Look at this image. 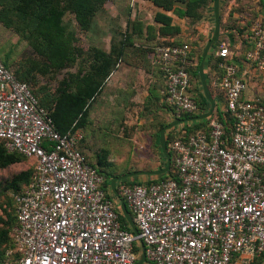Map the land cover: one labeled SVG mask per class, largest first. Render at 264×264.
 <instances>
[{
    "label": "built area",
    "instance_id": "obj_1",
    "mask_svg": "<svg viewBox=\"0 0 264 264\" xmlns=\"http://www.w3.org/2000/svg\"><path fill=\"white\" fill-rule=\"evenodd\" d=\"M252 39L245 60L264 72V22L253 24ZM189 50L159 46L153 53L165 79L162 101L177 119L197 112L187 93ZM215 56L233 124L215 119L207 134L173 141L175 178L119 185L136 237L122 227L118 200L79 151L82 132H57L30 87L0 60V140L8 153L35 164L15 198L12 237L20 256L0 264H135L138 240L143 264H264V105L244 97L247 85L226 43Z\"/></svg>",
    "mask_w": 264,
    "mask_h": 264
},
{
    "label": "trees",
    "instance_id": "obj_2",
    "mask_svg": "<svg viewBox=\"0 0 264 264\" xmlns=\"http://www.w3.org/2000/svg\"><path fill=\"white\" fill-rule=\"evenodd\" d=\"M149 1L154 6L165 12L173 10L179 17H188L194 21H198L209 7L210 12L213 13L212 6L214 0ZM103 3L104 0L23 1L19 13L21 16L27 18L25 27H28V29L31 30V32L28 35L23 36L24 39H22L28 45L27 51L23 53L20 60H17L12 65L11 68H14L13 71L8 68V58L4 57V59H2L0 56V60L3 65L13 73L16 79L20 82L26 83L30 87L32 93L38 98L40 105L48 110L56 131L62 135L72 134L77 130L85 129L87 127L89 108L92 102L100 94L106 79L115 69L118 62L120 60L125 61L130 52H132L133 43L136 41L134 36H139L141 33L140 27H137V24L133 23L131 24L130 32H125V34L122 35V40L117 42L111 39V48L109 52H105L96 46H89L86 50L80 47L78 45L76 32L64 24L63 18L65 14L69 12L74 16V21L81 33H89L93 28L92 25L94 18ZM177 4H182L184 9L178 11L174 10V6ZM154 20L156 23L161 25L159 29L160 35L172 37L178 35L179 29L172 26V20L170 17L162 13H157ZM219 44L220 43H217L212 46L205 64V69L208 68L209 70V74L206 75L208 88L210 89L211 94L217 99L211 118L205 122H198L193 125H183V128L178 131L176 128H173L166 132L167 148L172 161V167L167 174L155 177L152 180L149 179L143 183L128 180L121 181L116 185L117 191L120 184H152L175 178L173 170V154L170 147L176 139H185L191 135L199 133L207 134L209 132L210 122L215 119L224 121L228 127L231 128L233 119L223 110L225 107V100L218 87L221 70L218 67L219 59L215 56V52L218 50ZM182 45H187L190 49L188 58L191 64L186 68L190 78L187 93L196 103L197 112L193 115L181 114L179 119L199 116L206 113L210 107L208 101L203 95L198 77V67L201 62L204 47L197 52L200 48L196 50L193 48V44L182 40H174L169 43L161 44L160 46ZM229 50L232 54L235 53L231 49ZM150 51H152L151 53H154L155 49L152 48ZM238 59L237 57L233 58V62L236 65H238ZM155 68L159 73L158 85H160L159 89L157 87V100L158 103H161L171 119V121L164 119L165 121L163 122L162 118V120L159 121V124H157V130L154 132V145L158 146L160 149V130L177 118L175 113L172 112L173 110L171 113V109L167 108L162 101L161 92L165 88L164 74L157 66H155ZM63 72L64 74L62 78L57 82L55 87L49 89L48 86H43L42 88L38 86L40 78H46L47 76L57 77ZM49 80L51 81L52 78H49ZM255 99L264 105L263 100L259 98ZM83 141L84 135L78 145V149L85 157L86 162L96 169V171L103 178L102 189L105 192H108L111 179L117 177L116 175L104 171L105 168L110 166L108 162L109 159H107L105 153L102 152L101 156H97L96 163L92 164L82 150L81 146ZM19 158L26 159L19 154L8 153L5 148L4 141L0 140V161L4 166L16 163L19 161ZM163 168L164 167H158L157 170H161ZM137 170L139 171V169ZM132 171L136 172L135 169H132ZM34 173L35 164L31 176H29V174L23 176L25 186L23 190L17 193V195L24 192L32 181ZM119 221L125 230L131 231L120 213ZM16 226L17 217L15 208L13 229ZM10 247L13 248V252H8L7 255L0 258V263L19 258L20 254L17 251L13 237H11ZM134 251L137 254L140 253L139 244L134 243Z\"/></svg>",
    "mask_w": 264,
    "mask_h": 264
},
{
    "label": "rangeland",
    "instance_id": "obj_3",
    "mask_svg": "<svg viewBox=\"0 0 264 264\" xmlns=\"http://www.w3.org/2000/svg\"><path fill=\"white\" fill-rule=\"evenodd\" d=\"M23 1L27 0H0V56L2 59L8 58V68L12 71L14 70L11 68L12 65L21 59L28 48L27 43L22 40L23 36L31 32L28 27H25L27 18L19 13ZM63 21L67 27L76 32L78 45L83 49L86 50L89 46L96 45L106 48L111 39L118 42L122 40V35L125 32H130L132 0H104L89 33L83 34L79 31L74 16L69 12L65 14ZM130 56H132V52H130ZM207 59L208 57L205 64ZM205 64L204 73L207 75L209 70L205 69ZM154 69L158 73L155 66ZM63 74L64 72L57 77L40 78L38 86L41 88L48 86L51 89L57 85ZM49 78L52 80L50 81ZM258 79L261 82L262 79ZM157 87L159 89L160 85L157 84ZM127 96L126 107L119 104L110 108L106 115L95 114V117L92 116L90 121L92 127L84 131V141L81 146L92 164H95L97 156H101L104 152L110 164L104 171L116 176L134 172L132 169L149 172L166 165L161 149L154 145L153 135L158 128L157 124H159L155 123L156 120L163 117V122L164 119L171 121L170 117L161 103L156 106L154 114H152L153 111L132 110V94ZM158 111L162 112H160L161 115ZM136 119L138 120L136 121ZM193 124L195 122L185 125ZM175 128L177 131L181 130L183 125ZM33 167L34 162L28 159L19 158V161L7 166H4L0 161V258L7 255L8 252H13L10 242L16 208L15 196L24 189L23 176L26 174L31 176ZM153 178L155 177L139 176L127 180L143 183Z\"/></svg>",
    "mask_w": 264,
    "mask_h": 264
},
{
    "label": "crops",
    "instance_id": "obj_4",
    "mask_svg": "<svg viewBox=\"0 0 264 264\" xmlns=\"http://www.w3.org/2000/svg\"><path fill=\"white\" fill-rule=\"evenodd\" d=\"M183 9L182 4L174 6V10ZM157 13L171 18L172 26L179 29L178 35L173 37L160 35L161 25L154 20ZM219 14L220 38L218 43H226L229 49L235 52L234 57L239 58L237 66L247 85L244 97L263 100L264 72L257 71L245 60V56L254 47L253 24L259 21L264 22V0H220ZM133 23L140 27L141 33L139 36H134L136 41L133 43L132 56L129 54L125 61L120 60L106 79L100 94L89 108L88 124L85 129H80L82 133L92 127L90 121L95 114L106 115L110 108L119 104L126 107L129 94H132V110L153 111L152 114H154L156 106L160 104L157 100L159 75L154 69L153 53L150 50L174 40L190 42L196 50L205 47L213 34L214 15L210 9H207L198 21H194L188 17H179L173 10L165 12L149 0H132ZM96 47L109 52L111 41L106 48L98 45ZM258 78L262 79L261 82ZM160 112L158 111L161 115L162 112ZM162 118L156 120L155 123H159ZM139 256L140 253L138 258Z\"/></svg>",
    "mask_w": 264,
    "mask_h": 264
},
{
    "label": "water",
    "instance_id": "obj_5",
    "mask_svg": "<svg viewBox=\"0 0 264 264\" xmlns=\"http://www.w3.org/2000/svg\"><path fill=\"white\" fill-rule=\"evenodd\" d=\"M219 2H220V0H214L213 1L214 30H213L212 37L208 40V42L206 43V45L203 49L202 56H201V62H200L199 67H198L199 82L201 85L203 95L210 105L209 110L206 113L201 114L199 116L173 120L171 123H169L167 126H165L164 128H162L160 130V132H159V145H160L161 152H162V154L166 160V165L163 169L149 171V172H145V171L131 172V173L124 174L122 176L114 177L110 181L109 189L112 192L113 196L118 200L121 215L125 219L126 223L128 224L131 232L134 234L135 237L138 236V230H137L135 223H134V221H133V219H132V217H131V215H130L127 207H126V204L124 203V201L122 199H120V197L118 195L116 185H117V183H119L121 181L130 179V178H134V177H139V176L159 177V176L167 174L171 168V155H170L168 148H167L166 132L177 127V126H180V125H185V124L194 123V122L195 123L196 122H203V121L211 118V116L214 112V109H215L216 99L213 98V96H212V94L208 88V84H207L205 73H204V64H205V60L208 57L212 46L217 44L219 41V38H220ZM138 241L140 243L141 251H140V256H139V258L135 264H143L145 262V246L142 244V242L140 240H138Z\"/></svg>",
    "mask_w": 264,
    "mask_h": 264
}]
</instances>
